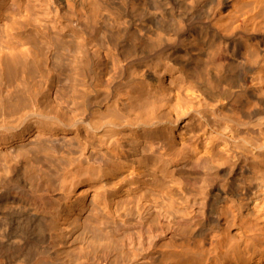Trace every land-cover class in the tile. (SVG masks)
Wrapping results in <instances>:
<instances>
[{"label":"bare ground","instance_id":"1","mask_svg":"<svg viewBox=\"0 0 264 264\" xmlns=\"http://www.w3.org/2000/svg\"><path fill=\"white\" fill-rule=\"evenodd\" d=\"M0 20L1 86L40 74L61 21L83 48L70 120L37 93L0 106V264H264V0H0ZM80 157L92 196L53 210L50 173L64 183ZM137 188L149 202L107 219Z\"/></svg>","mask_w":264,"mask_h":264},{"label":"rangeland","instance_id":"2","mask_svg":"<svg viewBox=\"0 0 264 264\" xmlns=\"http://www.w3.org/2000/svg\"><path fill=\"white\" fill-rule=\"evenodd\" d=\"M3 21L0 20V38L3 36V27L2 24ZM61 24L65 26L61 30V34L64 36L66 40H69V42L66 45H60L55 53L54 56L50 57L46 62H44L41 66V72L36 73L33 75V73H28L27 79L29 80L26 84L21 85L13 82L10 84L11 77L9 74H6L3 71L4 74V83L3 86L0 85V106L5 101L7 93L9 91H12L14 94L15 92H22L24 96L27 94H35L40 95V99L42 101H45V103L50 102V110H52L56 115L61 117L64 120H70L74 115L78 113L80 110V104L77 103L73 107L69 104L68 99L66 98V95L68 94V91H71L72 89V82H74L75 74L73 73L75 69V60L78 59V51L77 49H82L79 44L76 42V39L74 36L73 31H68L71 29L69 25H67L64 21H61ZM49 23L46 22L45 29H49L52 32H55L54 29L49 28ZM99 37V36H98ZM8 50V49H7ZM5 55H1L0 57V72L3 65V61L5 59ZM43 80H46V85L48 89L45 88H36V86H40L41 83V77ZM37 80V81H36ZM33 82V83H32ZM36 85H35V84ZM15 96V95H14ZM182 100V99H181ZM185 100H187L185 98ZM174 101V100H173ZM185 103V102H183ZM189 104V102H187ZM166 110L164 113L168 112L167 109L169 107L167 106L165 108ZM48 127L44 123V121H34L29 126V132L27 133L28 140L32 142L30 148H27V161H28V155L30 156L32 152L36 151V148L41 146V143L38 141V138L42 137V134L44 133L43 128ZM46 132V131H45ZM52 132L56 136H62L65 138V140L69 141V146L73 150V154L77 156L78 153V141L74 137V131L72 130V126L68 127H61V128H53ZM158 138H161L162 135L157 134ZM143 138V137H142ZM141 138V139H142ZM41 162L48 165V167L51 170L58 169L61 167L62 164H65L66 162H69L68 160H65L64 158H60L58 156H51L46 155L43 156L41 154ZM138 156L135 154L131 156L132 161L133 159H136ZM76 163H80V168L74 166L71 168V170L67 173L71 172V175L66 179V181L62 184H60V176L58 178L56 177V173L53 172V174L50 173V181H51V191L50 196H52L54 200V208L53 210H56L57 208H62L65 206V204H72L70 202V199L68 196L72 199V201L78 197L80 199L82 198H90L92 196V188H91V178L90 173L88 169L86 168V162L85 158H77L75 160ZM133 165H136L135 162H133ZM141 173H139L136 177H139ZM134 175V173L130 174ZM152 175L146 174L144 178H147V181L150 182ZM66 185V190L62 189L61 185ZM127 187V186H125ZM139 188L141 190H149V185H140ZM137 188L135 191L131 192V194L126 195L125 193H121L118 195L114 201H111L109 204V211L106 213L107 219L113 218L114 215L123 216L125 214V210L129 207L133 206H141L143 203L149 202L148 198H139V194L141 193V190ZM127 197L130 198V201H124ZM123 202H121V201ZM100 204L102 205V202L100 201ZM75 207V206H74ZM73 212H78L72 209ZM81 218L86 219L90 221L93 219V215L90 212H81L80 213ZM63 218V217H62ZM59 223L61 224L62 221L60 220ZM56 228V227H55ZM57 229V228H56Z\"/></svg>","mask_w":264,"mask_h":264}]
</instances>
